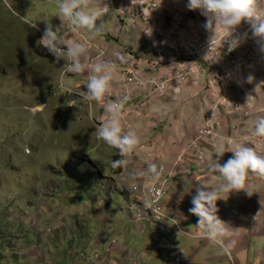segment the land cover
I'll use <instances>...</instances> for the list:
<instances>
[{
	"label": "rangeland",
	"instance_id": "rangeland-1",
	"mask_svg": "<svg viewBox=\"0 0 264 264\" xmlns=\"http://www.w3.org/2000/svg\"><path fill=\"white\" fill-rule=\"evenodd\" d=\"M45 1L0 0V264H91L88 259L94 255L103 256V247L109 251L105 261L102 257L100 262L94 260V264H162L160 253L168 240L165 243V238L156 236L152 230L146 229L144 232L130 223L124 201V198L130 199L128 186L123 180L118 186L116 181L119 178L113 176L110 169L115 149L94 134L98 126L94 112L96 104L75 111L67 110L62 89L74 85L72 82L76 80L68 83L67 78L72 73L63 76L66 62L63 59L57 61L41 45L44 53L40 59L35 57V46L41 38L40 32L43 34L44 30L27 13L36 5V9H41L40 5L53 9V2L58 0ZM94 1L88 0L90 3ZM107 7H112L110 2ZM102 15L98 18L102 19ZM114 17L117 18L115 14L110 15V22H106L107 30L113 31L117 27L115 22L119 26H123L122 23H126V27L131 25L130 20L119 21ZM156 17L150 16L146 25L152 26ZM169 22L175 30L179 27L180 21ZM69 28L75 34L70 25ZM83 30L85 34L88 33ZM176 35L174 42L180 38V35ZM145 44L142 45L145 55L138 53L137 58L139 56L147 66L157 63L159 72L164 62L161 64L156 57L152 58L155 48L150 45L145 47ZM175 57L177 59L176 54ZM178 57L186 62L179 69L187 73L194 71H190L196 68L193 59H189L191 57ZM229 62L213 67L217 74H222L227 95L220 88H210L208 79H203V94L189 96V99L198 98V102L202 103L207 98L206 92L215 94L207 114L201 110L196 117L189 118L193 124L191 140L179 156L186 151L200 156L197 161L202 159L204 141L223 138L220 117L226 114V125L230 126L248 112L249 109L238 103L241 98L235 95V83L230 80L236 62ZM245 69L239 71L237 76ZM148 71L153 74L146 67ZM187 73H184L183 81L177 79V82L189 88L195 87L190 86L195 78L187 76ZM163 75L155 76L158 80L170 82L169 76ZM146 76L143 73L142 79ZM156 95L157 92H153L151 97ZM230 97L234 99L233 102ZM183 102L187 104L189 101ZM228 105L227 112H223L222 109ZM237 105L243 106L242 109L237 110ZM139 107H142L141 104ZM254 114L251 112L252 116ZM256 120H250L252 123L247 124L253 129L236 133L229 138L230 141L226 140V147L231 142V147L242 144L258 151L264 145V136L253 135ZM210 127L212 133L209 134ZM200 133L204 139L194 143ZM139 158L154 160L156 164L168 162L155 154L147 157L137 155L140 168ZM183 161L178 166V179L181 166L196 163L191 155H185ZM178 183L179 180L172 184L171 190ZM137 192L132 189L129 193L131 199L138 198ZM106 204L108 208L104 207ZM187 241L191 243V240ZM108 242L125 250L122 262L118 253L109 256L112 248L107 245ZM177 243H181V239Z\"/></svg>",
	"mask_w": 264,
	"mask_h": 264
},
{
	"label": "crops",
	"instance_id": "crops-1",
	"mask_svg": "<svg viewBox=\"0 0 264 264\" xmlns=\"http://www.w3.org/2000/svg\"><path fill=\"white\" fill-rule=\"evenodd\" d=\"M131 1L132 0H96L90 3L87 0V11H101L109 8L107 7L108 2H110L113 7L114 5L121 6L125 3L129 4ZM159 3L163 6V10L160 14H153L151 16L159 17H156V22L152 23V26L146 25L149 20L147 22H131V25L128 27H126V23H122L123 26H119L115 22L117 27H114L113 31L107 30L106 22L109 23L110 15L114 14L112 12L109 14L108 11L102 13L104 15H102V19L98 18L97 20V23L102 26V31L96 34V36H91L89 32L86 33L99 46L105 47L106 55L104 61H112L115 64V72L120 67L130 64L134 59H137L138 53L145 55L142 48L143 43H146L145 47L150 45L155 48V54L152 58H157V51H159L160 48L169 42L175 41L177 31L186 30V20H189L193 24L191 29L192 37L195 39L202 38L206 42L217 41L225 29L219 24H217L215 28L206 29L204 24L207 18L201 14L200 10H198L195 16L188 18L189 10H187L188 8L186 7L187 0H159ZM53 5V9L49 6L41 5V9H36V5L31 8V11L27 14L30 15L34 21H37V26L40 28L42 27L43 30L46 26L45 21L47 20H50L54 26H62V31L68 33L66 39L69 42H74L76 35L69 28L67 21L62 22L59 17H57L58 1L53 2ZM257 14L264 19V0H258ZM176 17L181 18L183 21L176 19ZM169 21H180L179 27L175 30L173 24L170 26L171 23ZM38 27L35 26L36 29H39ZM127 28L130 29L126 30ZM79 30L84 32L83 29ZM235 31L236 35H233V37L240 36L242 40L248 36L255 37L252 34L251 23L248 20H242L239 25H236ZM202 32L203 35L200 36ZM173 34H175L174 37ZM222 44L223 41L220 40L211 46H215L216 49H219ZM35 48V57H39L40 59L44 50L38 44ZM89 53L90 56L94 55L95 49L90 50ZM211 56V53H203L199 58L193 59V64L194 66L196 65L198 71L189 73V77L195 78L193 83H190V86H195L192 88L177 82L174 73H172L174 70L173 66L177 69L183 66L186 63L185 61L177 57V59L171 60V64H167L166 62L163 63L158 57V63H163L159 72L164 74L163 76L165 77L169 76L168 78L171 79L170 82L167 83V89L163 93L157 94L154 98H147L143 94L139 95L135 93L134 100L126 104L124 115L127 125H122L126 130H135L140 137V144L132 154L125 157L128 161L127 167L123 168L122 173L116 176L119 178L116 181L118 182V186H120L122 180L128 186L129 192L127 191L128 194L127 192L126 194L130 199H126L124 196L119 195L124 198L126 205L132 201V197L129 194L132 192V189L141 186V183L138 182V175L141 168L136 161V156L141 155L147 157L151 154H155L162 161H168L167 163L170 164L174 161L175 157L181 154L191 140L190 135L192 134L193 124L189 122V118L196 117L201 110L207 114L210 101L214 99L215 94L206 92L207 98H205L202 103L198 102V98L195 100L189 99V96L203 94L201 87H203L202 85L204 84L203 79H207V72L210 69L208 59H211ZM138 58L140 57L138 56ZM81 59L87 64V61L84 60L83 57ZM226 60V58H223L219 62L224 65L226 64ZM142 61L144 62V60ZM255 66L256 67L243 70L239 76H236L238 78L234 76L230 77V80L235 83L233 85L235 95L241 98L240 100L238 99V103H241L244 108L247 110L249 109L250 112L249 110L248 112L245 110L246 115L239 116L240 118L232 122L230 126L226 125L228 123L227 118L224 116L226 114L220 117L221 125L223 126V138H210L204 141L202 148L203 158L196 161L193 165L190 164L192 165L191 167L190 165H183L179 168L180 177L176 180H179L180 184L178 183V186L170 191L166 200L162 203V209L168 216L176 219L190 234L196 235V237L201 236V238H182L181 243H177V252L180 256V260L184 261L185 264H231L230 259L233 260V264H264V175L250 171L246 176L245 187L253 192L251 196L246 194V190L241 189L230 192L227 200L217 201L219 209L218 215L222 220L230 224L231 230L236 234L235 238L237 243L228 251H225L220 245L213 243L206 237L204 238L202 230L196 225L198 217L188 211V209L192 207L191 197L195 194L197 185L202 183L207 184L209 188H214L221 182L222 178H214L207 172L208 162L212 159L215 160L217 157L215 150L221 143L225 145V141L232 138L236 133H243L253 129L247 127V124L252 123L250 120L254 121V119L264 114V52L256 56ZM147 67L152 71V65ZM148 73L150 72L148 71ZM90 74H92V70L86 67L84 72L73 73L67 80L68 83L76 80L72 83L84 84ZM249 75L252 76L250 81L247 79ZM230 91H232V89ZM229 94L232 97L231 92H229ZM231 97L230 101L233 102L234 99ZM144 100H146V105H141L142 107H139ZM185 100L189 102L184 104L183 101ZM106 105L105 103L95 105L94 112L97 116V128L109 119ZM228 107H230V105L226 106V110L222 109V111L227 112ZM190 110H192L193 113L188 114ZM251 112L257 115L254 114L252 116ZM217 118L219 119V117ZM254 123H256V121ZM184 124H186V127ZM253 127H255V125ZM235 146H233V148ZM256 152L259 155H264V145L260 146L259 150ZM232 155L233 153L231 151H226L223 156L220 157V163L223 164ZM197 162L200 164H197ZM182 191L185 194L180 198V193ZM221 195L226 196L227 194L221 193ZM104 207L108 208L107 204ZM188 228L193 230L189 231ZM105 235L106 239L109 241L110 239L107 238V234ZM166 240L165 238V243ZM187 240H191V243ZM111 244L113 243L108 242L107 245ZM111 248L112 251L110 250L109 256L110 254L116 255L118 253L119 256L121 255L120 261L122 262L123 250H120L121 248L119 246L115 247L111 245ZM105 250L106 248L103 247L102 257L104 261L107 257V254H104ZM117 263L119 262L117 261ZM173 264H179V261H175Z\"/></svg>",
	"mask_w": 264,
	"mask_h": 264
},
{
	"label": "clouds",
	"instance_id": "clouds-1",
	"mask_svg": "<svg viewBox=\"0 0 264 264\" xmlns=\"http://www.w3.org/2000/svg\"><path fill=\"white\" fill-rule=\"evenodd\" d=\"M186 7L189 10H200L201 14L207 18L204 24L206 29L215 28L219 24L228 29L229 35L242 20H248L251 23L252 34L259 38L257 43L260 50L264 52V19L257 14L258 0H187ZM87 8V0H58L57 17L62 22L67 21L73 29H85L92 36H96L102 31V26L97 23L101 13L98 10L89 12ZM110 12L114 13L111 10ZM45 25L43 35L37 44L43 45L57 61L64 59L66 61L64 67L68 72H84L87 65L81 58L87 56L86 45L80 42H69L66 39L68 33L62 31V26H54L50 20L45 21ZM241 42L240 36L227 40L226 52H231ZM99 55H104L103 49L99 50ZM114 72L115 64L110 60L96 64L85 84L87 90L81 92L83 99L102 101L111 92ZM177 75L179 78V74ZM247 79L250 81L252 76L249 75ZM127 99L125 95L118 101L108 103L106 111L109 119L94 132L97 138L118 151L120 158L110 162L113 169L127 167L128 161L125 157L132 154L140 144L137 132L126 130L122 125L123 108ZM74 102L75 100L67 101L69 105ZM253 135L264 136V116L257 118ZM226 151H231L233 155L221 164L220 157ZM215 153L217 157L208 162L207 172L214 178H222L221 182L214 188H209L207 184L202 183L197 185L195 194L191 197L192 207L188 211L198 217L196 225L202 230L203 235L228 251L237 243L236 234L231 230L230 224L218 215L217 201L227 200L230 192L241 189L246 190V194L251 196L253 192L245 187V179L250 171L264 175V155H259L251 146L237 144L233 148L231 142L228 147L221 143ZM163 173V165L158 167L155 163L148 164L147 175L153 187L160 181ZM221 193L227 195H221ZM184 194L182 191L180 198Z\"/></svg>",
	"mask_w": 264,
	"mask_h": 264
},
{
	"label": "built area",
	"instance_id": "built-area-1",
	"mask_svg": "<svg viewBox=\"0 0 264 264\" xmlns=\"http://www.w3.org/2000/svg\"><path fill=\"white\" fill-rule=\"evenodd\" d=\"M96 1V0H95ZM172 1V0H167ZM113 11L114 14L121 20H130L132 22L135 21H148L150 16L153 14H160L163 10V6L159 3V0H132L129 4H123L121 6L114 5L112 8H106L100 11V13H105L108 11ZM198 12L197 10H189V14L191 16H195ZM180 21H183L181 18L176 17ZM186 30L185 31H177L176 34L180 35L178 42H171L166 44L159 49L158 57L162 62H168L171 64V60H174L175 54L177 57L179 55H186L191 58L189 59H197L203 53H211V59H208L210 71L207 72V79L210 88H220L223 91L224 95L226 93V83L222 78V74H217L213 69L215 64H219L220 60L226 58V64L231 62H236V65L233 66V76H237L238 72L245 68H250L255 66L256 64V56L262 51L257 43L259 38L248 36L243 39L242 42L231 52H226L227 43L226 41L233 38V35H236V31L230 32L228 29H224L221 33L219 39L217 41H208L206 42L202 38H193L191 34V29L193 27L192 22L186 20ZM71 26V25H70ZM73 29V27L71 26ZM75 34L77 36V40L74 42L84 43L87 47V56L84 60L87 61V68L92 70L96 64L102 63L104 61L106 55V49L104 46H99L89 35H86L81 30L74 29ZM41 36L43 35L40 32ZM203 35V32L200 36ZM186 36V38H184ZM199 36V37H200ZM222 40L223 44L221 48L216 49L215 46H211L214 43ZM43 48L44 46L41 45ZM66 47V46H62ZM95 49V54L90 56L89 51ZM104 50V55H99V50ZM182 51H179L181 50ZM157 57V58H158ZM152 71L153 74H149L146 72V65L140 59H134V61L130 64L120 67L115 73V79L112 83L111 92L100 102L96 101H88L83 99L81 92L86 91V82L84 84L74 83V85L64 87L62 91L66 97V100H75L74 104L69 105L67 103V110L75 111L83 106L92 107L94 104H108L114 101L120 100L123 96H127L128 99L124 104L123 115H122V124L124 126L127 125L125 119V107L126 104L130 101H133L135 98V93L143 94L147 98L151 97L153 92H157V94L163 93L167 88L168 80H158L155 75H160V72H157V63L153 64ZM194 68V67H193ZM198 71L197 67L190 71ZM176 74L175 78L183 81V75L185 72L182 69L177 68L173 70ZM184 72V73H183ZM143 73L147 74L145 79H142ZM63 76L71 74L68 72L66 68L63 71ZM73 74V73H72ZM179 74V78L178 75ZM189 76V73L186 74ZM226 97V96H223ZM142 106L146 105V100L141 102ZM237 110H241L242 106H235ZM207 133H212V128L210 127ZM206 133V134H207ZM204 139L202 133H200L197 138L194 140V143L201 142ZM230 141V140H228ZM185 155H191L195 158V162L200 156L197 154L186 153V151L175 159L171 165H167L165 162H161L156 164L154 160H145L138 159L141 162V170L139 172L138 178L141 186L138 188H134V191L138 189V198L132 199V201L126 205V211L129 214L130 223L137 226L139 230L145 231L146 229L152 230L156 236L163 237L168 240L165 244L163 251L160 253V260L162 264H173L175 261H179V264H185L184 261L180 260V256L177 252V240L187 237L192 238H201V236L192 235L188 233L179 222L168 216L162 209V203L166 200L168 194L170 193L172 184L176 183V178L178 177V166L180 163L184 162L183 157ZM194 162V160H191ZM149 163H155L158 167L163 165L164 173L160 179V181L153 187L151 185L150 179L147 175V167ZM139 164V163H138ZM172 185V186H171ZM140 190V191H139ZM205 238V236L203 235ZM107 249L104 254H107ZM124 253V251H123ZM102 258L98 255H94L93 258L88 259L91 264H94V260L100 262ZM100 260V261H99ZM231 264H233V260L230 259ZM135 263V262H134ZM137 264V263H136Z\"/></svg>",
	"mask_w": 264,
	"mask_h": 264
},
{
	"label": "trees",
	"instance_id": "trees-1",
	"mask_svg": "<svg viewBox=\"0 0 264 264\" xmlns=\"http://www.w3.org/2000/svg\"><path fill=\"white\" fill-rule=\"evenodd\" d=\"M119 158H120L119 153H118V151L115 149V151H114V155H113V157H112V160L119 159ZM110 169H111V172H112V175H113V176H118V175H120V174L122 173V171H123V168H116V169H113L111 166H110ZM0 258H1V257H0Z\"/></svg>",
	"mask_w": 264,
	"mask_h": 264
}]
</instances>
